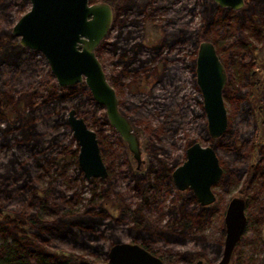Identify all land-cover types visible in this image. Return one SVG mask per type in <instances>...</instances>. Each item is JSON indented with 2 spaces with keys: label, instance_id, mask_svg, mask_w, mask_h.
Instances as JSON below:
<instances>
[{
  "label": "rangeland",
  "instance_id": "rangeland-1",
  "mask_svg": "<svg viewBox=\"0 0 264 264\" xmlns=\"http://www.w3.org/2000/svg\"><path fill=\"white\" fill-rule=\"evenodd\" d=\"M135 1L136 9L127 12L128 19L133 22L125 21L126 25L122 27L118 23L114 24L105 38L108 44L103 47L102 56L96 51L95 54L108 81L116 90L120 110L138 136L141 159L144 161L141 166L138 168L133 154L108 123L105 110L94 101L87 87L73 85L75 89L70 91L63 101H58L46 92L48 85H53L52 89L56 91H60L62 87L51 73L45 57L38 51L21 46L16 37L12 38L9 44L19 45L24 50L20 53L18 68L6 67L5 74L0 79V84L8 81L6 88L8 93L13 95L12 102L4 114L0 115V127H5L8 120H12L13 106L16 105L22 111L28 112L29 117H33L39 138L37 142L32 140L24 144L16 140L12 133H8L7 138L12 145H3L0 140V163L15 153L29 165L34 185L50 191L48 199L52 201L55 200L56 193H62L65 196L62 201L67 203V207L74 209L92 201L94 205L102 203L107 213L119 223L122 222L116 232L122 242L140 244L139 241L132 240L123 224L126 221L130 227L133 226L136 220L130 212L133 209L136 215L148 208V215L159 225L174 223V232L184 238L183 243H156L149 246L150 250L161 249V253L166 250L176 253L175 256L187 253L184 259L191 257L189 261L181 257L172 264H190L198 260L204 264H218L225 237L223 220L226 207L232 198H243L246 202L247 225L228 264H235L236 255L240 253V264H264V196L260 207L247 202L245 185L248 183V174H243L242 178L233 184L225 182L224 185L214 186L215 201L206 206L207 210L201 211L204 218L200 224L193 217L200 212L199 202L195 197L188 195L190 190H178L171 178V172L185 161L186 150L194 142L215 148L220 167L223 169L222 181L226 173H230L232 165L251 166L264 160V41L258 36L250 38L255 47L253 64L246 58L237 59L230 61L226 68L221 60L227 57L226 51L219 55L227 73L223 100L228 126L221 138L212 139L207 133L200 91L192 73L190 74L191 71L189 72L188 59L193 53L190 52L192 48L188 44H180L179 50L174 51V54L179 53L180 57L184 58L182 61L160 62L169 53L163 48L161 55L147 65L143 63L152 57L150 49L158 46L165 30L175 26L193 32L202 24L200 0H151L144 8L140 4L142 0ZM0 3V31L11 35L13 25L30 9V3L28 0H0ZM106 3L114 8V15L117 17L114 3ZM245 3L246 0L244 6ZM244 6L234 11H241ZM218 21L216 27H219L223 36L221 43H231V36L224 31L223 20L219 18ZM127 31L132 34L127 46L140 43L143 48L139 50V60L125 65L120 62L118 56L116 57V53L109 49V42L118 32L125 35ZM199 42H196V52ZM129 53L131 55V52ZM176 64L181 67L178 77L168 80L165 74L162 76L163 71L165 72L163 66L174 68ZM161 66V72L155 73V69ZM147 67L151 69L150 72ZM234 84L240 88V97L230 98L227 95ZM243 99L246 101V108ZM71 109H74L76 116L82 118L88 128L96 133L100 156L107 171L104 180L99 177L87 180L78 166L79 147L67 122ZM22 120L25 123L30 118L22 117ZM252 125H256V133L255 130L251 133L248 131ZM234 127L237 129L236 133L231 130ZM230 138L235 140L236 149L228 143ZM252 144L256 145L251 150ZM234 172H237V169ZM133 174L149 177L146 179L151 183V188H155L152 190L154 195L149 198L152 200V209L149 205L136 208L142 200L133 189ZM101 187H107L109 190L107 197L101 199L96 195L92 200L91 192L98 193ZM19 192L20 194L17 192L15 199L10 201L8 208L0 214V220L7 215L16 216L15 210L24 208L31 194L24 190ZM181 210L185 213L184 219ZM206 217H209V220L206 221ZM89 242L91 245L102 244L107 252L111 246L105 235L101 236L99 241ZM59 245L53 251L70 256L76 262L85 260L94 264H107V255L95 252L91 247L75 246L67 242Z\"/></svg>",
  "mask_w": 264,
  "mask_h": 264
},
{
  "label": "trees",
  "instance_id": "trees-1",
  "mask_svg": "<svg viewBox=\"0 0 264 264\" xmlns=\"http://www.w3.org/2000/svg\"><path fill=\"white\" fill-rule=\"evenodd\" d=\"M91 1L94 2V0ZM106 1L114 3L118 15L116 23L119 26L126 25L125 21H131V19H128L127 12L137 6L135 0ZM150 2L151 0H142L140 4L144 8ZM200 4L203 19L198 28L192 32L184 30L183 27H177L168 35L176 33L182 38L183 33L186 32L189 37L194 35L196 42L211 41L216 46L219 55L221 52L226 51L227 57L221 58L226 68L230 61H236L237 59L245 60L246 58L253 64L255 47H253L250 38L258 36L264 41V0H246L241 11L221 8L210 0H200ZM219 18L225 24L224 31L228 32L232 38L231 43L222 44L220 41L223 36L219 31V27H216ZM12 38L14 37L8 32L0 31V79L4 76L6 67L9 69L18 68L20 53L24 50L19 45H10L9 42ZM7 82L4 81L0 84V115L4 114L7 106L12 102L11 97L13 95L8 93ZM52 87L53 85H48L46 92L52 94L53 98L58 101L65 100L70 91L75 89V86H67L62 87L60 91H56ZM80 87L86 88L84 84H80ZM240 93L239 86L234 84L227 96L237 98L240 97L238 96ZM243 101L244 108H246L245 99ZM234 102L239 105L237 101ZM12 113V120H8L5 127H0L1 143L6 146L12 145L7 138L8 133H12L20 143L26 144L32 140L37 142L39 137L36 126L32 121L33 117H29L28 112L22 111L16 105L13 106ZM22 117L30 118V120L23 123ZM248 128L250 127L248 126ZM256 129V125H252V128L248 131L251 133L255 130L256 133ZM231 130L236 133L237 129L234 127ZM234 142L235 140L230 138L228 143L236 149ZM255 145L249 146L250 149L252 150ZM0 167H3L0 169V214L8 208L11 204L10 201L15 199L16 193L20 194V190L29 191L31 194V197L25 202L24 208L15 210L16 216L7 215L0 220V264H94L85 260L76 262L70 256L56 253L53 249L58 248L60 243L67 242L75 246L91 247L95 252L103 253L106 256L105 246L100 243L91 245L89 241H99L101 236L105 235L106 240L110 243L109 245L122 242L120 235L116 234L122 222L119 223L115 220L116 218L114 219L107 213L102 203L99 202L94 205L92 201L87 205L73 209L70 206L67 207V203L62 201L65 196L60 192L55 194V200L48 199L50 191L40 189V187L34 185L29 165L23 162L15 153H12L7 160L1 162ZM236 169L237 172H234ZM170 171L171 169L168 172L170 173ZM243 174H248L246 179L248 183L245 185L247 187L245 189L247 202H252L260 207L264 196V160L251 166L246 164L241 166L232 165L230 173H226L225 179L221 180L222 183H218L217 186L224 185L225 182L233 184L236 180H240ZM132 178L133 189L137 191L142 200L136 208L151 206L150 201L152 200L149 198L154 195L152 190L155 188H151V183L146 179L149 177L142 174H133ZM100 190L98 193L91 192L92 200L96 195L101 199L107 197L106 195L109 192L107 187H101ZM188 195L194 198L191 191L188 192ZM198 208L200 212L193 217L200 224L204 218L201 211L207 210L208 207L199 205ZM130 212L136 220H134L131 227L124 221V228L128 230L127 234L132 240L139 241L143 247L149 248L151 244L156 243L167 245L169 243L179 244L184 242V238L174 232V223L159 225L143 211L141 214L136 213V215L135 209ZM181 213L184 219L185 213L182 210ZM207 219L209 220V217H206V221ZM159 254L162 261L167 264H172V262L180 260L181 257L184 259L187 255V253H182V256H175L176 253L166 250L161 253V249H159ZM236 256L235 264H240L242 254ZM190 259L191 257H188L184 260L189 261Z\"/></svg>",
  "mask_w": 264,
  "mask_h": 264
},
{
  "label": "water",
  "instance_id": "water-1",
  "mask_svg": "<svg viewBox=\"0 0 264 264\" xmlns=\"http://www.w3.org/2000/svg\"><path fill=\"white\" fill-rule=\"evenodd\" d=\"M30 9L13 25L11 35L25 48L40 52L61 87L84 84L94 101L103 107L108 123L126 143L138 165L141 159L140 142L130 121L122 113L115 89L109 83L95 51L109 33L113 11L106 2L90 0H28ZM221 8L239 10L244 0H212ZM196 84L202 98L208 136L221 138L227 130L228 117L223 90L227 73L209 40L197 45L195 58ZM67 122L73 132L79 152L77 163L84 177L105 179L106 167L100 156L95 131L71 109ZM139 168V166H138ZM223 169L215 149L194 142L186 150L185 161L172 173L173 183L180 190H190L201 206L215 201L214 186L221 180ZM246 202L232 198L224 214V243L218 264H228L246 225ZM107 264H165L142 246L120 242L107 252ZM190 264H204L201 260Z\"/></svg>",
  "mask_w": 264,
  "mask_h": 264
},
{
  "label": "flooded vegetation",
  "instance_id": "flooded-vegetation-1",
  "mask_svg": "<svg viewBox=\"0 0 264 264\" xmlns=\"http://www.w3.org/2000/svg\"><path fill=\"white\" fill-rule=\"evenodd\" d=\"M90 2H92V1L90 0ZM96 2H107V1H96ZM134 9H136V8H134ZM130 10H132V9H130ZM112 11H113V21H112L111 28H112V26L114 24H116L117 17H118V16L116 17L114 15L115 14L114 8H112ZM118 21H119V19H118ZM111 28H110V30H111ZM176 28L177 27L174 26L173 28H169V30H165V32L163 34V37L161 39V42L158 44V46L150 49L151 52H152V57L147 58L145 61H143V63L145 65H147L148 62H150L151 60H154L155 57H157L158 55H161L162 54L161 51H163L162 50L163 48H166L169 51V53H168V55L164 56L163 59L160 62H162V63L169 62L170 63V61H172V60H175L177 62L178 61H182L184 58L183 57H180L181 55L179 53L174 54V51H178L179 50L180 44H185V45L188 44L192 48L190 50V52L191 51L193 52L192 54H190L189 59H188V65H189V68H190L189 72L191 71L190 74L192 73V76L194 77V81H196V74H195L196 40H195V36L192 35V36L189 37L186 32L183 33L184 36L182 38H180V35L179 34H176V33L175 34H169L168 35V33H170L171 31L175 30ZM130 33H131V31H127V33L125 35H121L120 32H118L117 34H115V36L113 37V39L110 40V42H109V46H110L109 49L112 52H115L116 53V57L118 56L120 62L125 63V65H126V63L129 64L132 61L139 60L138 53H139V50H141L143 48L142 44H140V43L129 44V46H127V42H129L132 39V34H130ZM105 38L99 43V45L96 48V53L98 55H101V56H102V53L101 52H102L103 47H105V45L108 44ZM129 52H131V55H130ZM170 52H172V54ZM177 65L178 64L174 65V68H171V67H168V66L167 67H164L163 66V69H165V72L163 71L162 76L165 74V76H166V78L168 80H174L175 77H178L179 71L181 69V67L180 66H177ZM125 68H126V66H125ZM176 68H178V69H176ZM147 70H149V72L151 71V69L149 67H147ZM161 70H162V66L160 68L159 67L156 68L154 72L157 73V74H159L161 72ZM141 164L140 165L137 164V166L140 167ZM173 171L171 172V178H172V180H173V177H172ZM149 208L152 209L151 206ZM148 210H149L148 208L145 211L143 209V212H145L146 214H148ZM132 243H135V242H132ZM135 244H138V245L142 246L139 243H135ZM113 245H111V246H113ZM150 247H151V245H150ZM150 247L149 248L143 247V248L146 249L147 251H149L150 253H152L153 255L157 256L158 258H160L159 257V255H160L159 254V250H156V251L150 250ZM231 257H232V255H231ZM165 264H167V263H165Z\"/></svg>",
  "mask_w": 264,
  "mask_h": 264
}]
</instances>
